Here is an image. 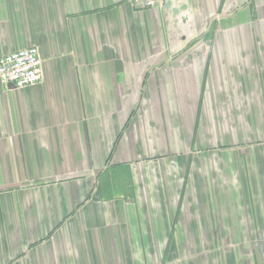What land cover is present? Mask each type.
I'll use <instances>...</instances> for the list:
<instances>
[{
	"label": "crops",
	"instance_id": "crops-1",
	"mask_svg": "<svg viewBox=\"0 0 264 264\" xmlns=\"http://www.w3.org/2000/svg\"><path fill=\"white\" fill-rule=\"evenodd\" d=\"M0 264H264V0H0Z\"/></svg>",
	"mask_w": 264,
	"mask_h": 264
},
{
	"label": "built area",
	"instance_id": "built-area-1",
	"mask_svg": "<svg viewBox=\"0 0 264 264\" xmlns=\"http://www.w3.org/2000/svg\"><path fill=\"white\" fill-rule=\"evenodd\" d=\"M131 6L145 11L153 8L158 0H129ZM43 71L37 47L31 46L0 57V82L17 89L41 83Z\"/></svg>",
	"mask_w": 264,
	"mask_h": 264
}]
</instances>
